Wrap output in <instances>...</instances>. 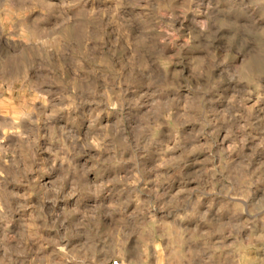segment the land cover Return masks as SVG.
<instances>
[{
	"label": "rangeland",
	"instance_id": "obj_1",
	"mask_svg": "<svg viewBox=\"0 0 264 264\" xmlns=\"http://www.w3.org/2000/svg\"><path fill=\"white\" fill-rule=\"evenodd\" d=\"M0 264H264V0H0Z\"/></svg>",
	"mask_w": 264,
	"mask_h": 264
}]
</instances>
